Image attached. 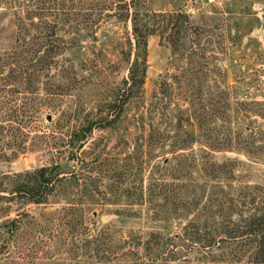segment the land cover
Wrapping results in <instances>:
<instances>
[{"label":"rangeland","instance_id":"374dc122","mask_svg":"<svg viewBox=\"0 0 264 264\" xmlns=\"http://www.w3.org/2000/svg\"><path fill=\"white\" fill-rule=\"evenodd\" d=\"M153 13L171 24L145 34L126 101L134 29ZM228 133L229 145L210 140ZM202 149L229 167L216 179L229 217L262 210L264 0H0V264H122L120 232H179L186 217L125 196ZM189 178L203 183L198 168ZM225 245L212 263L189 260L256 262Z\"/></svg>","mask_w":264,"mask_h":264},{"label":"trees","instance_id":"16d2710c","mask_svg":"<svg viewBox=\"0 0 264 264\" xmlns=\"http://www.w3.org/2000/svg\"><path fill=\"white\" fill-rule=\"evenodd\" d=\"M170 20L171 16L168 14L153 13L144 15L143 27L145 30L138 31L134 29V57L136 59L131 64L129 78L125 81V84L129 85L124 89L126 101L131 96V86L135 87L137 84L142 83L139 79V73L145 75V66L141 69L146 57L145 34L148 32V34H151L153 29L165 28L166 30L167 26L171 24ZM139 71H142V73ZM221 121L223 124L228 123L224 120ZM239 121L238 113L235 120L236 127L239 126ZM219 127H222V125H219ZM205 131L206 128H204L203 133ZM250 132L249 128H244L243 133L250 134ZM235 133L237 136L235 138L238 141L244 142L246 140L242 139L245 135L242 132L235 130ZM251 134L253 136L255 133ZM226 135V138L223 137L221 140L211 138L210 140L215 141L218 145H229L232 143L229 139L230 133ZM201 153L197 156L193 154L185 157L175 156L169 165L170 182L160 184L151 179L147 186L148 192L141 190L138 194L129 193L125 196L131 202L129 205L148 206L153 214L154 211L168 212L170 216L174 217L172 219L178 222L186 217V222L182 223L179 232L168 236L159 232H149L146 235L135 230L120 232V247H118V250L121 251L120 255L123 258L122 264H173L176 261H179L180 264H191L189 255L192 254L200 257L196 258L197 261L204 260L212 263L215 261L212 253L215 250H220L221 244H226L227 251H225V254L229 256L251 258L256 261L254 264L264 263V202H262V210L259 206H256L253 209V214L249 217L242 218L237 214L239 220L233 221L226 213L225 208L233 212L236 206L234 198L229 194H226L224 198H220L219 190L223 187L216 184L218 183L216 180L218 173L227 179V168L229 167L219 171L220 165L208 160L209 153L204 149L201 150ZM198 161L199 163H197ZM196 168L199 170L203 183L195 182L189 178L191 172ZM184 179L190 181L181 182ZM206 181L211 184L206 183ZM226 187L236 190L234 187ZM237 190L243 192L245 187L237 188ZM40 194L42 195V193ZM237 197H240V195ZM133 201L138 203H133ZM160 201H162V204ZM203 202L205 203L203 204ZM166 221L169 222V220ZM15 222V220H12L11 225L14 226ZM104 239L107 240V238ZM112 251L113 254H116L113 248H111ZM180 257L184 259L180 260ZM110 263L112 264V261ZM100 264H106V261Z\"/></svg>","mask_w":264,"mask_h":264},{"label":"built area","instance_id":"2783aa9c","mask_svg":"<svg viewBox=\"0 0 264 264\" xmlns=\"http://www.w3.org/2000/svg\"><path fill=\"white\" fill-rule=\"evenodd\" d=\"M209 3H212V2H214V0H207Z\"/></svg>","mask_w":264,"mask_h":264},{"label":"water","instance_id":"95a60500","mask_svg":"<svg viewBox=\"0 0 264 264\" xmlns=\"http://www.w3.org/2000/svg\"><path fill=\"white\" fill-rule=\"evenodd\" d=\"M48 120H50V119L48 118Z\"/></svg>","mask_w":264,"mask_h":264}]
</instances>
